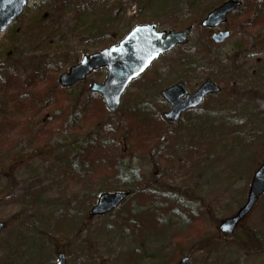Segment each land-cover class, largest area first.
<instances>
[{
    "label": "rangeland",
    "instance_id": "rangeland-1",
    "mask_svg": "<svg viewBox=\"0 0 264 264\" xmlns=\"http://www.w3.org/2000/svg\"><path fill=\"white\" fill-rule=\"evenodd\" d=\"M56 1L39 0L29 3L20 20L6 33H1L0 67L2 63H5L4 57L6 58L9 52L15 50V43L23 42L21 38L26 25L33 21H41L42 13L46 9L49 11ZM107 1V6H112L113 13L124 16L126 28L131 17L142 6L139 0H121L126 5H130V9L127 6L122 10L116 6L117 0ZM193 2L206 5L205 12L223 3L220 0H179L178 9L175 12L177 21L170 18L171 22L161 19L156 22L160 30L179 31L180 22L185 15L189 13L196 15L201 11L199 5L193 8L190 6ZM244 2L246 5L239 12L230 15L227 24L222 25L218 30L207 31L200 28L201 20L198 22L196 20L198 15L195 16L194 31L191 33L187 48L185 47L194 59L192 64L190 63V68L191 66L195 68L193 72L188 75L184 70L179 69L177 73L169 72L168 66L175 60L176 52L180 49L176 48L155 62L144 77L131 84L116 112L112 114L105 108L107 114L105 123L108 129L114 130L115 125L118 126L114 135L108 136L107 141L118 147L117 156L125 169V179L130 180L132 173L136 172L150 180L154 189L162 190V198L160 195L158 201L146 200V207L142 209L148 213L153 211L155 214L152 218L153 222L147 224L151 226L154 223L151 231L147 232L144 225L142 233L138 234L123 230L122 226L118 229L112 228V222L118 214L123 212L127 214L129 211L137 213L136 200L133 196H130L126 203L111 214L89 217L88 211L96 204L99 195L106 192H127L121 186L124 182H116L112 185L113 180L105 175V177L97 176L99 179L85 180L84 183L66 184L60 177V173L69 163L74 165L79 163L80 144L82 140L89 139L84 135H90L99 130H96L94 125L86 126L82 122L80 103L90 96L89 89L93 83L103 81L106 72L102 70L67 90L57 84L60 92L66 91V93L58 92L55 96L57 101L68 107V119L62 128L56 127L49 144L33 146L31 141L25 140L0 159V222L5 224V229L0 235V264L3 261H11L12 258H14V264H55L61 254L66 258V264H175L187 255L191 258V264H264V196L248 217L238 225L234 234L226 237L218 230L219 224L233 217L246 202L253 173L264 162V89L258 86V81L253 83L258 75L264 77V23L262 27H252L256 20L249 13L248 0ZM261 5L264 6V0H255L252 7L257 10ZM245 14H248V17L243 16ZM71 16L68 15L66 19L55 25L54 30H57V35L52 39L53 44L48 54L46 57L41 54L36 60L40 64V66L36 64L39 68L43 66L41 62L48 63L50 66L54 64L60 66L58 77L69 68V66H63L67 55L69 59L78 57L79 61L83 56L94 53L95 50L98 51V49L87 47L91 42L89 35L83 36L77 33V36H72L75 21ZM243 17L245 20H242V23L247 25L245 28L239 26ZM173 22L177 23V27H173L175 24ZM102 26L105 28L104 25ZM121 26H124V23L119 26L122 29ZM128 30L124 32L127 33ZM218 31L231 34L230 39L219 46L211 40L213 33ZM21 48L26 55L29 54L25 43L21 45ZM88 51H90L89 54H86ZM174 67L173 64L171 68ZM204 71L208 74L204 75ZM221 72L228 77L226 82L218 81L215 77L218 73L220 76ZM44 73L53 74L48 68ZM180 74L187 76L179 78ZM37 75L38 78L41 77L40 74ZM158 75L162 82L155 85L153 82ZM210 78L222 88L218 100L214 99V96L211 97L212 99L208 98L205 105L184 116L177 125L166 123L161 117L165 124V132L168 134L174 132L175 135L173 134L174 136L172 135L168 140H160L159 152L170 156L171 150L177 146L176 152H172L175 154L173 157L175 165L172 172L167 173L170 177L162 178L163 169L157 162V150L152 148L148 153H140L138 150L137 153L134 152L128 134L133 131L136 135L139 127L133 124L131 128L125 121H128L129 117L134 119L133 110L141 113L146 107L148 108L146 113L150 117H155V113L160 112L164 106L160 103L162 102L161 88L183 81L187 90L194 93L204 81ZM33 87L45 89V86L38 81ZM5 91L10 92V89L3 83L0 84V92L3 94ZM254 93L261 96L260 99L254 98ZM167 110L168 105H165L160 112L161 116L162 112ZM206 110L211 111L216 118H221L226 113V118L231 123L228 125L224 122V125H228L224 131L218 127L217 141L216 144L213 143V146L207 142L209 138L212 141L213 135H208L205 139L201 138L198 148L192 150L190 159V154L187 152L191 150H188L191 133L181 135L176 132L181 129L179 126L182 123L189 124L198 116H203ZM51 114L41 119L46 126L52 123L50 117L54 115ZM237 115L245 118V123L251 126L250 129L260 133L259 137L255 136L257 131L249 132L258 138L259 143L256 140V145H251L255 155L246 157L250 160V164L247 163L245 167L243 153L245 148L229 136L230 126ZM75 118L77 123L69 127ZM110 119L114 123H109L112 122L109 121ZM139 125L141 128H146L144 124ZM208 130L212 132L213 127L204 122L199 127L198 133L205 135L209 132ZM100 133L103 135L104 132ZM180 135L184 138H180ZM192 135L195 134L192 133ZM188 158L189 161H187ZM251 169L252 172L248 174ZM109 184L113 187L118 185V191L107 190L106 186ZM175 205L181 207L179 209L181 212L176 210ZM184 207L190 209L189 211L193 214L197 211L203 212L204 226L199 235L188 241L185 248H179L173 241V237L176 235L179 241L182 237L178 238V234L193 225L188 211L183 210ZM63 208L75 210L81 217V224L78 225L80 232L77 237L69 233L68 235L58 233L52 226L53 214ZM33 216L37 217L36 229L27 225ZM58 226H60L59 223ZM21 235L25 236V240L20 237ZM36 238L39 240L35 244L33 240ZM38 247L41 251L36 254ZM195 247L198 250L194 251Z\"/></svg>",
    "mask_w": 264,
    "mask_h": 264
},
{
    "label": "trees",
    "instance_id": "trees-1",
    "mask_svg": "<svg viewBox=\"0 0 264 264\" xmlns=\"http://www.w3.org/2000/svg\"><path fill=\"white\" fill-rule=\"evenodd\" d=\"M220 1L222 3L227 0ZM254 1L248 0V2H251L252 4ZM117 2L116 6H119L118 9L122 8V10H124L127 6L130 9V5H126L121 0H117ZM178 2L179 0H139V3L142 4V6L129 20L128 28L125 27V20H123L124 16H121L120 13H113L112 6H107V0H57L55 5L49 8V11L46 9L42 13L41 21L28 23L23 30L21 38L23 39V42H14L15 50L9 52L6 58L4 57L5 63H2V66L0 67V84L3 83L5 87L10 89V92L5 91L3 94L0 92V159L6 155L8 151L14 149L18 143L25 140H28L29 142L31 141V145L33 146L49 144L56 127L60 129L67 122L68 107L57 101L55 96L58 92H60L59 86L56 83L58 77L57 75L61 70L60 66H56L55 64L50 66L48 63L41 62L43 65L41 66V69L37 67V65L40 66L38 61L36 62L41 54L45 57L48 54L51 45L53 44L52 39L57 35V30H54L56 24L66 19L68 15H72L71 17H73L72 19L75 21L72 29V36H77V33L83 36L89 35V40H91V42L87 45V47L89 46L100 51L121 40L123 35L126 34L124 31L128 30L133 24L153 23L159 22L161 19L169 20V18L177 21L175 19V12H177L178 9ZM197 5L200 6L199 9L201 10L198 14H196L198 15L196 20L199 22L207 15L208 11L205 12L206 5H200L197 2H193L190 6L193 8ZM261 14L262 10L258 17H260ZM196 15L193 13L185 15L182 22H180V27L178 29L183 30L188 26H194L195 24H193V20ZM169 21L171 22V20ZM121 23H124V26H121L122 29L119 27ZM176 24L177 23L173 24L174 28L177 27ZM102 25H104L105 28H102ZM254 25L262 26V23L258 19L254 21ZM119 28L120 30H118ZM23 43H25L26 51L29 53L28 55L24 53L22 48L20 49L21 45L23 46ZM89 52L90 51L86 54H89ZM176 53L175 60L168 66V69L170 68L169 72L172 71L177 73L179 72L177 69L181 71L184 70L187 75L193 72L195 68L192 66L190 68V63L192 64L194 59L190 56V52L188 50L186 51V48H180ZM63 63V66H74L78 64V57L69 59L67 55V59L64 60ZM173 64L175 67L171 68ZM47 68L54 75L51 73L45 74L44 72ZM158 73L161 74V72ZM37 74H40L41 77L38 78L39 76ZM181 74L178 75L179 78L187 76H185V74ZM204 74L207 75L208 73L204 71ZM227 75L228 74L226 73V76ZM215 77L221 82H226L228 78L225 77L222 72L220 76L218 73ZM156 80H158V78H156ZM36 81L44 85L45 89H35V86L33 87V85H35ZM255 81H258V86L264 89V77L262 75H258L253 83H255ZM60 93H66V91L64 90ZM253 97L260 99L261 96L254 93ZM160 103L163 104V107L165 108L166 104L161 101ZM80 106L82 108V122L86 126L94 125L96 126V130H99L92 132L90 135H84L89 139L88 141H85V139L82 140L80 144L78 158L79 163L77 165L69 163L68 166L63 169L62 173H60V177L63 178L66 184L69 182L84 183L85 180H92L97 178V176L105 177V175L113 180L112 185L116 182H124L121 186L127 190V193L129 192V197L133 196V199L136 200L135 203L138 211L136 214L131 213L130 211L127 212V214L125 212L118 214L117 218H114V221L112 222L113 224L111 223L112 228L118 229L122 226L123 230H128L134 234H138L142 233V227L144 225L146 226L145 229L147 232H150L154 223L151 226H147V224L151 221L153 222L152 218H154L155 214L151 210V212L148 213L142 209H145L146 207V200L150 201L152 199L158 201L157 199H160V195L162 198V190H158L156 188L155 190L152 187L150 180L145 179L136 172L132 173V176L129 178L130 180L125 179V169L122 167V164L117 156L119 154L117 152L118 147L116 144H112L107 141L109 138L108 136L110 134L114 135L118 126L115 125L114 130L108 129V126L105 123V117L107 116L106 109L100 97L90 94L89 97L82 100ZM163 107L161 108V111H163ZM147 110V107L141 111V113L140 111L135 110L133 111L134 119L129 117L127 119L128 121H125L131 128L133 124L139 127L136 135L133 131L129 132L128 139L133 147V151L136 153L137 150L140 153H148V151L152 148L157 150V162L163 169L162 178H169L170 175L167 173L172 172L173 166L175 165L173 160L175 154H172V152H176L177 146L171 150L170 156H167V153L163 154L162 152H159V142L163 139L168 140L174 132L173 134L165 132V124H163L160 114L161 111L155 113V117H150L146 113ZM50 113H52L51 115H54L53 117H50L52 123H50L49 126H46V123H43L41 119H44L45 115L48 116ZM224 114L221 118H216L211 114V111L206 110L203 116L200 115L194 120L195 122L190 121L189 124L182 123L179 126L181 129L176 132L177 134L182 135V133H191L189 137V139H191V144L188 143L190 145L188 150H191L187 152V154H190V159L192 156V150H196L198 148L197 145L201 142L199 141L201 138L205 139L208 138V135H213L214 138L212 141L210 138L207 140L210 146H213V143L217 141L216 131H218V127L224 131V129L231 123L230 120H227L226 113ZM12 117H14V119H11ZM244 119L239 115L233 119L234 121L232 126H230L231 130L229 131V136L233 140L235 139L240 142L241 146L245 148V151L243 152L245 167L250 161L246 157H254L255 155L251 145H256L258 138L249 133L254 132V130L250 129L251 126H248ZM109 121L112 120L110 119ZM204 122H207L213 127V133L208 130L209 132L205 133V135H199V127H201ZM224 122L228 123V125H224ZM75 123H77L76 118L69 127H72ZM109 123H114V121ZM139 124H144L146 128H141ZM98 125L100 127H98ZM133 130L135 131V129ZM256 131L257 130H255V132ZM100 132H104V136L101 135ZM192 133L195 135H192ZM181 135L180 138H184ZM255 136L260 137V133L257 131ZM181 144H183V141H181ZM189 158L187 161H189ZM62 159H64V157H62ZM251 172L252 169L249 170L248 174ZM97 179H99V177ZM56 184L58 186L60 185V183ZM112 185L109 184L106 186L107 190L117 192L119 189L117 187L118 185L116 187H113ZM61 191L62 189L60 192ZM93 200H95V198H93ZM175 207L177 208L176 210L181 209L178 205H175ZM183 210L188 211L187 213H189V218L193 225L188 227V230L178 234V238L180 236L182 237L179 241H177V238L175 237L176 235L173 237V241L177 243L179 248H185L188 241L194 239L196 235H199L201 228L204 226L202 223V219L204 217L203 212L196 210L197 212L193 214L189 211L190 209L186 207H184ZM179 211L181 212V210ZM53 215L52 226L56 232L65 235H68L69 233L76 237L78 236V233L80 232L78 225L81 224V217H79L80 215L75 210L63 208ZM36 219L37 217L35 216L31 217L27 225L36 229ZM58 223L60 226H58ZM196 250H198L197 247H195L194 251ZM39 251H41V249L38 248V252ZM13 259L14 258H12L11 261H3L2 264L5 262H8L7 264H14Z\"/></svg>",
    "mask_w": 264,
    "mask_h": 264
},
{
    "label": "water",
    "instance_id": "water-1",
    "mask_svg": "<svg viewBox=\"0 0 264 264\" xmlns=\"http://www.w3.org/2000/svg\"><path fill=\"white\" fill-rule=\"evenodd\" d=\"M28 1L0 0V33L6 31L14 20L22 15ZM240 4V2L229 0L211 12L203 21L202 26L211 29L218 28L226 22L229 13L237 9ZM190 31L191 28L177 33L171 31L158 32L155 24L136 27L118 45L84 57L79 65L62 74L58 82L62 87L69 88L86 79L93 71L105 68L107 76L103 84L92 85L90 91L100 95L108 110L113 113L119 108L121 97L127 86L142 75L145 69L160 55L173 50L178 45H186ZM229 37L228 33H220L218 36H214L213 40L219 45ZM219 91L220 89L215 87L210 80L202 85L196 94L188 95L184 84L178 83L162 93L164 100L171 106L164 117L169 123H176L186 111L199 107L206 96ZM182 97L185 99H181ZM250 185L246 203L234 217L221 223L219 230L223 234L227 236L232 234L238 223L250 213L264 193V164L257 170ZM127 197L128 194L123 193L102 195L98 199L96 207L89 214L91 216L105 215L107 212L117 209ZM2 229L3 224L0 223V232ZM58 259V264H66L62 255ZM178 264H190V260L186 257Z\"/></svg>",
    "mask_w": 264,
    "mask_h": 264
}]
</instances>
